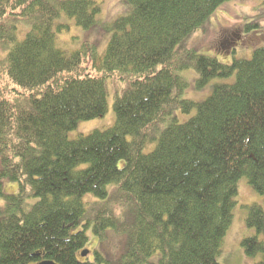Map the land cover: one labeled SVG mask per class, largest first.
Masks as SVG:
<instances>
[{"label":"trees","instance_id":"16d2710c","mask_svg":"<svg viewBox=\"0 0 264 264\" xmlns=\"http://www.w3.org/2000/svg\"><path fill=\"white\" fill-rule=\"evenodd\" d=\"M104 1L0 0V264H221L238 182L264 196V42L241 46L264 17L213 58L192 39L248 0H120L102 18ZM237 49L252 58L218 61ZM109 98L113 126L71 140ZM246 225L243 251L264 264V207Z\"/></svg>","mask_w":264,"mask_h":264},{"label":"rangeland","instance_id":"374dc122","mask_svg":"<svg viewBox=\"0 0 264 264\" xmlns=\"http://www.w3.org/2000/svg\"><path fill=\"white\" fill-rule=\"evenodd\" d=\"M119 5L120 0H105L102 5L101 17L105 18L107 15H116L121 9L118 7ZM259 11L264 17L263 0H248L245 2L226 3L221 10L215 13L211 21H209L208 29L206 31H200L196 34V36L191 41V46L196 48L199 51V54L215 58L211 52L216 54L219 53L221 41H223L225 37H234V34H237L241 28L246 27L248 24L259 21V17H257ZM260 23L262 26L264 25L263 22ZM250 30L252 31H244L251 34L258 32L257 29ZM75 34H81V32L74 28L69 34L63 35L61 39L62 46L70 47L72 44L71 37ZM249 37L251 38L250 42L243 40L244 42L241 45L242 49L250 46L252 47V45H259L260 43L264 42V35H262L260 38H257L255 35H249ZM253 52L254 50L250 52L248 50L237 49L236 52L231 51L228 55L218 57V61L222 64L230 65L234 60L251 59ZM234 77L235 76L229 78L213 79L210 85L207 87L209 92L206 97L212 92V89L215 85L225 83L228 84L230 81L234 80ZM120 87L121 85L119 83H113L111 85L112 91L114 92H116V90ZM202 96L203 94L197 95L198 99H200L199 97ZM195 101L198 102L201 100ZM113 102L114 99L109 98V109L105 117L80 123L75 130L69 133V138L74 140L80 135H89L94 130H105L112 127L115 123ZM237 186L238 195L235 199L236 207L234 209V220L232 227L225 238L223 252L220 255L219 260L221 264H225L226 261H229L228 264H254L255 260L245 255L241 246V242L245 238L255 234L253 229L247 227L246 217L251 206L260 205L264 207V196L256 192L249 185L246 178H242L238 182ZM4 191L7 195H17L19 193V185L18 183L6 181L4 185ZM4 205V199L0 198V206ZM114 210L116 213H120L121 208H116ZM114 243L115 239L109 236V239L105 242L106 248H104V255H107V252H109L111 256L114 254L117 255V251H114L113 249ZM97 245V238L90 234V246L86 249L93 251Z\"/></svg>","mask_w":264,"mask_h":264},{"label":"bare ground","instance_id":"6f19581e","mask_svg":"<svg viewBox=\"0 0 264 264\" xmlns=\"http://www.w3.org/2000/svg\"><path fill=\"white\" fill-rule=\"evenodd\" d=\"M238 39H239V41H240V37H238ZM244 40H246L247 42H250V37H247V36H244V38H243ZM38 257L40 258L39 259V262L40 261H43V262H49V263H52V264H58L57 262H55V261H53V260H51V259H47V257L46 256H42V254L40 253V254H38Z\"/></svg>","mask_w":264,"mask_h":264},{"label":"water","instance_id":"95a60500","mask_svg":"<svg viewBox=\"0 0 264 264\" xmlns=\"http://www.w3.org/2000/svg\"><path fill=\"white\" fill-rule=\"evenodd\" d=\"M88 254H89V250H85V251H83V253L81 254V257H82V258H85V257L88 256ZM41 264H52V263H49V262H43V263H41Z\"/></svg>","mask_w":264,"mask_h":264}]
</instances>
